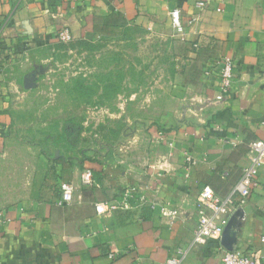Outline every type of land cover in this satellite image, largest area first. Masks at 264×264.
Here are the masks:
<instances>
[{"label":"crops","instance_id":"0c3cea01","mask_svg":"<svg viewBox=\"0 0 264 264\" xmlns=\"http://www.w3.org/2000/svg\"><path fill=\"white\" fill-rule=\"evenodd\" d=\"M199 1L205 2L201 9ZM152 3L161 4L168 15L179 9L182 40L191 45L198 39L207 56L234 60L229 95L215 99L219 80L210 61L199 86L191 88V102L179 123L159 134L143 159L148 183L160 176L161 189L147 195L156 206L146 202L147 207L124 218L97 213L100 201L88 195L58 205L55 188L38 182L45 174L41 168L37 186L18 193V149L7 147L10 118L0 85V200H11L0 201L9 205L0 207V264H162L179 251L186 252L181 264H212L226 247L260 250L264 256L262 170L242 212L229 214L227 241L192 242L199 189L209 186L225 193L254 157L250 144L264 141V0H0V58L7 60L18 47L52 41L62 28L80 37L94 17L119 13L132 19L147 13ZM181 90L188 98L187 90ZM217 168L228 169L229 178L217 177ZM10 181L14 185L8 187ZM62 181L71 183L69 178ZM162 205L186 219L170 221L160 213Z\"/></svg>","mask_w":264,"mask_h":264},{"label":"rangeland","instance_id":"374dc122","mask_svg":"<svg viewBox=\"0 0 264 264\" xmlns=\"http://www.w3.org/2000/svg\"><path fill=\"white\" fill-rule=\"evenodd\" d=\"M147 8L132 19L94 17L80 37L28 44L0 58L18 193L37 186L41 168L45 189L59 194L69 178L75 194L107 203L110 214L130 218L147 207L137 193L150 178L143 159L179 123L191 88L218 60L182 40L161 4ZM87 170L91 182L83 184Z\"/></svg>","mask_w":264,"mask_h":264},{"label":"built area","instance_id":"2783aa9c","mask_svg":"<svg viewBox=\"0 0 264 264\" xmlns=\"http://www.w3.org/2000/svg\"><path fill=\"white\" fill-rule=\"evenodd\" d=\"M204 1L197 2L199 9L204 7ZM170 20L177 31L182 30L179 9L175 8L169 12ZM194 20V19H193ZM57 39L61 41H69L72 39L68 28H62L58 31ZM193 46H196L195 44ZM216 70L218 76V91L215 96L217 101L225 100L230 93V88L235 77V63L231 57L224 56L218 58L216 62ZM0 85L2 82L0 81ZM251 150L254 151V157L249 164L242 169L241 177L224 195L216 194L209 186H202L196 196L194 203V229L192 242L197 245H205L210 239H219L222 231L227 224L229 214L237 208H242L246 201L250 198L253 189L257 186L256 177L260 170L264 171V141L256 140L250 144ZM221 178L227 176V170H223L220 174ZM91 182V172L87 170L83 173L82 183ZM160 176L154 177L150 183L139 188L137 193L140 201L154 208L156 203L148 200V193L158 192L161 189ZM81 194H75L71 183L61 181L59 183V197L56 200L58 205L69 204L74 200L80 201ZM109 205L100 202L95 206L97 213L106 212ZM160 213L166 215L170 221L177 219L185 220L184 214L178 212L174 208L166 205L160 207ZM264 241V236L261 237ZM185 251H179L178 256H170L166 258L162 264H181ZM212 264H264V256L260 250H233L225 251L223 256Z\"/></svg>","mask_w":264,"mask_h":264},{"label":"trees","instance_id":"16d2710c","mask_svg":"<svg viewBox=\"0 0 264 264\" xmlns=\"http://www.w3.org/2000/svg\"><path fill=\"white\" fill-rule=\"evenodd\" d=\"M196 45L198 48H199V42H198V39H196V40H194V41H192L191 42V45ZM216 117V115L215 116H213V119ZM223 170H227V176L225 177V178H221V176H220V174H221V172L223 171ZM216 175H217V177H219L221 180H227L228 178H229V170L228 169H224V168H217L216 170ZM235 184V183H234ZM234 184H232V185H230V187L227 189V191L225 192V193H219V192H217L216 190H214L213 188H211L216 194H218V195H220V196H224L230 189H231V187L234 185Z\"/></svg>","mask_w":264,"mask_h":264},{"label":"water","instance_id":"95a60500","mask_svg":"<svg viewBox=\"0 0 264 264\" xmlns=\"http://www.w3.org/2000/svg\"><path fill=\"white\" fill-rule=\"evenodd\" d=\"M236 212H237V213H241V212H242V208H240V207L237 208V209H236ZM228 226H229V219H228L227 224L225 225V227H224V229H223V231H222V234H221V236H220V242H221V243L227 241V240H226V236H225V232H226V230L228 229ZM225 251H233V248H231V247H226V248H225Z\"/></svg>","mask_w":264,"mask_h":264}]
</instances>
